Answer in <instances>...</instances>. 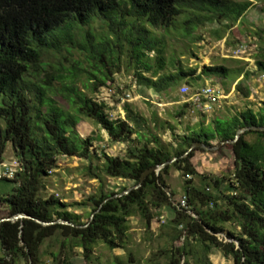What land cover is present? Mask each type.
<instances>
[{"label":"trees","instance_id":"trees-1","mask_svg":"<svg viewBox=\"0 0 264 264\" xmlns=\"http://www.w3.org/2000/svg\"><path fill=\"white\" fill-rule=\"evenodd\" d=\"M257 4L264 0H0V163L10 143L21 165L14 178H3L0 204L7 207L5 217L26 213L72 223L43 226L28 218L0 222V264H75L77 255L86 264H102L95 254L98 244L125 248L129 218L138 216L150 230L166 207L174 212L166 221L171 233L149 259L151 264H212L209 255L216 253L230 264H264V131H245L227 144L233 161L228 177L211 180L196 170L192 158L202 148L183 156L194 142L213 146L214 140L233 139L241 128L264 126V109H246L182 135L171 131L165 144L128 103L124 117L114 119L112 107L91 96L101 86L113 85L123 66L141 87L169 95L196 73L182 64L178 39H201L195 32L206 24H214L215 37L221 39ZM97 19L104 23L105 35L89 29ZM259 44L254 73H264V43ZM56 54L63 60L48 61ZM218 71L230 73L223 66H205L201 74ZM82 119L94 121L110 141L126 144L123 155H98L101 175L136 185L145 170L177 159L148 173L127 194L112 197L132 185L119 192L101 188L78 203L91 205L84 222L76 214L60 213L66 204L54 196L42 198L41 179L56 167L58 155L90 161L93 138L79 134ZM171 168L201 178L198 186L190 178L184 181L189 213L179 208L181 195L174 197L169 190ZM92 175L102 183L100 174ZM133 263L130 252L125 262H111Z\"/></svg>","mask_w":264,"mask_h":264},{"label":"rangeland","instance_id":"rangeland-1","mask_svg":"<svg viewBox=\"0 0 264 264\" xmlns=\"http://www.w3.org/2000/svg\"><path fill=\"white\" fill-rule=\"evenodd\" d=\"M262 7L264 8V4H257L249 9L241 22L233 27V33H222L221 39L215 37L214 24H206L198 28L195 33H198L197 36L201 39L197 41L178 39V45L184 53L181 57L182 64L187 68H196V73L187 79L188 82L180 81L169 95L159 96L153 89L141 87L133 79L131 69L123 66L121 71L115 74L113 85L101 86L91 96L97 101H105L109 107H112L110 117L114 119L124 117L123 105L128 103L135 112L147 119L149 130L159 136L165 144L171 141V131L182 135L188 133L189 129H197L201 125L211 126L215 119H227L246 109H252L254 112L264 109V73L251 72L256 68L254 55L258 52L259 42L264 43ZM89 29L95 35H105L104 23L99 19ZM255 32L258 33L255 34ZM239 44L244 51L237 56L234 51ZM61 57L58 54L49 55L47 59L55 63L56 60H63ZM205 66H223L230 73L226 76L219 71L201 74ZM245 71L251 73L248 78H243L241 74ZM239 81H241V88L237 89L236 85ZM204 85H214L222 90L220 105L206 113L198 112L192 106L184 108L182 105L189 99L190 94ZM183 86L188 87L187 95L180 92ZM247 91L248 95H245ZM126 93L130 97L124 99ZM181 111H183L182 114H180ZM77 130L82 137L93 138L92 150L95 152L91 155L90 161L77 156L58 155L56 167L41 179L39 195L45 199L50 196L58 198L61 203L66 204L65 207L58 209L60 213L76 214L84 222L87 220L91 205L87 203V207H80L78 203L86 201L90 195L98 193L101 188L106 192H119L123 186H131L133 182L101 175L103 159L98 155L102 152L112 156L123 155L125 143L110 141L106 131L90 119H82L77 125ZM246 139L249 140L250 136ZM219 142L214 140L211 143L215 147ZM227 144L219 145L215 149L196 150L192 158L196 170L211 180L215 177H228L233 161ZM3 159L2 163L14 166V173L21 170L20 164L18 166L13 164V160L16 161V159L10 143L6 145ZM94 172L101 175L102 183L99 178L92 175ZM12 178L14 176L8 179ZM189 178L193 185H199L201 180L199 176L187 177L182 170L175 168L169 170L166 182L169 190L174 192V197L184 193V181ZM2 180L3 177L0 178V190L6 185ZM6 213L7 207L0 204L1 218H6ZM162 214L163 217L153 223L150 230L145 229L138 216L130 217L125 248L109 250L103 244L96 246L95 254L99 256L102 264H111L114 258L125 262L129 252L134 259L133 264H151L149 259L156 253L157 247L167 241L171 233V228L166 221L174 215L173 209L166 207ZM209 259L212 264H230L220 258L217 253L209 255ZM73 260L75 264H86L80 255ZM46 263L49 264L48 261Z\"/></svg>","mask_w":264,"mask_h":264},{"label":"built area","instance_id":"built-area-1","mask_svg":"<svg viewBox=\"0 0 264 264\" xmlns=\"http://www.w3.org/2000/svg\"><path fill=\"white\" fill-rule=\"evenodd\" d=\"M242 51H244V48L240 44L234 51L235 55H241ZM180 92L182 94L187 95L188 87L183 86L180 88ZM222 90H220L217 86L214 85H204L202 87L197 88L194 92L190 94V97L188 100H186L187 103H191L193 109H195L198 112L206 113L210 110L214 109L215 107L219 106L221 103L222 98ZM130 97L129 94H125L124 99ZM13 164L15 166H18L19 163L17 161L13 160ZM21 167V166H20ZM16 172L14 173V166L10 165L8 163H2L0 164V178H10L14 176ZM189 177V176H187ZM179 208L184 209L189 213L188 205H187V196L185 194L181 195V199L179 201ZM47 264V263H45Z\"/></svg>","mask_w":264,"mask_h":264},{"label":"water","instance_id":"water-1","mask_svg":"<svg viewBox=\"0 0 264 264\" xmlns=\"http://www.w3.org/2000/svg\"><path fill=\"white\" fill-rule=\"evenodd\" d=\"M248 130L264 131V126H251V127L241 128V129L237 130V132H236V134H235L233 139L220 141L217 146L223 145L225 143H233V142H235L239 138L240 134H242L243 132L248 131ZM217 146H215V147L214 146H209V145H206L203 142H194V143H192L190 148L185 152V154L183 156L187 155L190 151H192L194 148H197V147L202 148V149H215ZM176 159L177 158L174 157L171 160H169V161H167V162H165L163 164L156 165V166H153V167L145 170L142 173V175L140 177V180H139V182L136 185H133V186L129 187L128 189H126V190H124V191H122V192H120L118 194L113 195L112 197H116V196H120V195H123V194H127L130 190L138 188L141 185L142 181L144 180V178L147 176L148 173H150L153 170L158 171L160 168L166 166L167 164H170L171 162L175 161ZM106 200H108V199H105L103 202H105ZM93 215H94V213H92L90 215V220L93 217ZM21 218L32 219L36 223L41 224L43 226L52 225V224L72 225L71 222H69L67 220H64V219H58L56 221L47 222V221H43V220H40V219L35 218V217H31V216H29L26 213H16V214L11 215L9 217L1 218L0 222H2V221H13V220L21 219Z\"/></svg>","mask_w":264,"mask_h":264}]
</instances>
